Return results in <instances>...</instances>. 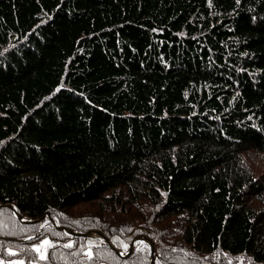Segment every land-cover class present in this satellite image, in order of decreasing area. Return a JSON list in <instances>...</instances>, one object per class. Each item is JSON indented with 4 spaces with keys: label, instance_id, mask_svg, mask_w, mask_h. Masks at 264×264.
I'll return each instance as SVG.
<instances>
[{
    "label": "trees",
    "instance_id": "1",
    "mask_svg": "<svg viewBox=\"0 0 264 264\" xmlns=\"http://www.w3.org/2000/svg\"><path fill=\"white\" fill-rule=\"evenodd\" d=\"M3 204L21 264H264V0H0Z\"/></svg>",
    "mask_w": 264,
    "mask_h": 264
},
{
    "label": "rangeland",
    "instance_id": "2",
    "mask_svg": "<svg viewBox=\"0 0 264 264\" xmlns=\"http://www.w3.org/2000/svg\"><path fill=\"white\" fill-rule=\"evenodd\" d=\"M12 211L14 212V209H12ZM26 220V219H25ZM0 226H2V224L0 223ZM93 236H97L96 234H93V233H91ZM101 238V237H100ZM138 238H142V239H139L138 240ZM44 241V240H43ZM133 243H132V249L133 248H135V246H137V245H149V247H150V243H152L149 239H147L146 237H144V236H142V235H138V236H136L133 240ZM37 242V241H36ZM102 241L101 240H95V244H100ZM140 242H143V243H140ZM147 242V243H146ZM41 244V243H40ZM40 244H36V246H39ZM130 245H126V246H123V248H121L120 250H118L117 249V251L119 252V254H121V255H126V254H128L127 252H128V250H129V248L131 247ZM153 245V244H152ZM35 246V247H36ZM46 246H44V247H41L40 248V251L38 252V254H39V256L41 257V255H44L45 256V254H47L46 253V248H45ZM4 249L3 248H1L0 249V252H3V254H5L6 256H7V258H9L8 260H6V261H4V260H1L0 259V263L1 262H5V263H8V264H21L22 263V260L18 257V255H11L10 253H12V251H3ZM26 247H22V248H20V251L21 252H26ZM131 252V251H130ZM150 254H151V252H150ZM153 255H154V250H153ZM150 259H151V257H150ZM35 264H37L36 262H34Z\"/></svg>",
    "mask_w": 264,
    "mask_h": 264
},
{
    "label": "water",
    "instance_id": "3",
    "mask_svg": "<svg viewBox=\"0 0 264 264\" xmlns=\"http://www.w3.org/2000/svg\"><path fill=\"white\" fill-rule=\"evenodd\" d=\"M0 206H9V205H8V204H3V205H0ZM68 233H74V232L71 231V230H69ZM89 233H94V234H96L97 236L102 237V239L104 240L105 243H107L108 245H110L111 247H113V246L110 244L109 240H108L106 237L101 236L98 232H96V231H87V232L84 233V235L89 234ZM139 239H142V238H138V240H139ZM132 243H133V241L131 242V245H132ZM131 245H130V246H131ZM113 248H114V247H113ZM114 249L116 250L117 253H119V252L117 251L116 248H114ZM131 250H132V246L129 248V250H128L127 253H129ZM153 250H154V247H153L152 243H150V252H151L150 264H154ZM120 255H121V254H120Z\"/></svg>",
    "mask_w": 264,
    "mask_h": 264
},
{
    "label": "snow or ice",
    "instance_id": "4",
    "mask_svg": "<svg viewBox=\"0 0 264 264\" xmlns=\"http://www.w3.org/2000/svg\"><path fill=\"white\" fill-rule=\"evenodd\" d=\"M29 239H31V237H29ZM141 243H143V242H141ZM44 246L52 247L51 243H50L48 240H44V241L41 242V244H40L39 246H36V247H35V250H36L37 252H39V251H40V248H41V247H44ZM65 247H71V244L65 245ZM145 247H147V245H145ZM10 254H11V253H10ZM40 258H41V259H45L46 257H45L44 255H41Z\"/></svg>",
    "mask_w": 264,
    "mask_h": 264
}]
</instances>
